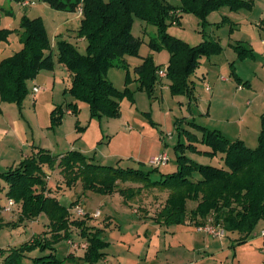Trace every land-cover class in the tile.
<instances>
[{"label":"trees","instance_id":"1","mask_svg":"<svg viewBox=\"0 0 264 264\" xmlns=\"http://www.w3.org/2000/svg\"><path fill=\"white\" fill-rule=\"evenodd\" d=\"M15 1L23 4L29 0ZM30 1L47 2L53 8L65 11L82 8L83 19L77 37L87 41L86 52L82 53L76 44L67 39H59L58 58L70 72L68 91L86 101L91 116L98 118L119 115L123 97L131 93L128 88L116 87L107 73L112 67L128 69L127 56L139 55L142 39L132 31L135 17L156 27V35L151 36L148 43L153 50L166 48L170 51L165 71L171 80L172 93L186 95L191 100L196 99L192 75L202 59L221 53L224 47L205 30L199 43L190 44L169 33L168 27L180 22L183 12H189L196 14L204 26L209 24L219 28L228 18L223 16L220 22L210 23L208 16L212 12L222 7L238 12L250 10L254 5V0H182L181 7L167 0ZM20 30L21 48L0 60V99L18 104L28 94V81L33 80L40 70L52 68L54 64L50 38L42 18L24 16ZM10 33L8 28L0 27V41L7 40ZM233 46L238 58L255 57L254 50L241 41H236ZM161 66L147 56L134 68L136 80L150 94L159 78ZM233 79L238 84H249L236 74ZM260 121L258 145L255 148L249 147L242 139H229L218 129L189 122L199 133L185 129L187 140L179 141L176 145L178 165L172 172H162L159 167L144 170L105 165L95 162L93 157L86 156L80 150L72 149L61 155H53L48 149L39 147L18 167L2 172L0 176L8 189V200L12 199L21 206L22 219L27 217L34 220L45 213L48 229L19 245L1 248V264H66L75 256L73 252L64 258L57 256L56 242L63 238L87 243L81 258L84 261L96 263L105 256L103 250L108 242L101 236L102 229L90 225V220L95 217L89 211L85 215H73L72 205L68 207L62 204L58 196L43 185L46 167L60 168L71 185L80 181L84 185V192L86 189L103 194L120 191L134 198L143 186L147 190L167 191L166 200L160 202L153 216L157 223L172 225L190 221L199 225L213 217L228 232H239V243L246 242L257 224L264 221V112L260 115ZM199 144L207 148H199ZM188 152L209 157L221 155L224 165L200 163ZM155 173H159L157 179L152 178ZM128 181L140 185L135 189L120 183ZM189 201H193L194 206L189 207ZM1 222L0 217V226H3ZM74 231L77 238L73 237ZM35 250L40 252L33 255Z\"/></svg>","mask_w":264,"mask_h":264},{"label":"rangeland","instance_id":"2","mask_svg":"<svg viewBox=\"0 0 264 264\" xmlns=\"http://www.w3.org/2000/svg\"><path fill=\"white\" fill-rule=\"evenodd\" d=\"M167 1L177 7L182 5V0ZM227 11H229L227 7H222L217 12H212L208 16L209 22H219L225 13L229 14ZM234 13L249 18L248 23L253 22L254 27H256L255 22L258 21V28L254 29V36L259 39V31L264 30V21H262L264 20V0H254L252 9ZM24 16L42 18L50 38L54 64L52 68L40 70L33 80L28 81V94L21 104L0 99V131L4 132L6 137L5 139L0 138V173L18 167L39 147L48 149L53 155H61L72 149L80 150L86 156L93 157L97 163L144 170L154 168L155 165L151 160L166 153L168 160L158 167L162 172H172L178 165L176 145L179 141L187 140L185 129L198 132L189 122L195 121L210 129H219L218 126L222 124L221 121L212 117L213 115L217 116L216 114L211 113L210 116L211 92L205 89L202 79L207 67L210 74L219 71V68L211 67L210 58L202 59L201 65L192 75V79L195 81L193 92L196 99L189 100L186 95H174L170 88L171 80L166 75L158 76L151 94L145 86L141 88L140 82L136 80L134 68L142 63L144 57L151 56L155 64H161V69L166 70L170 51L166 48L153 50L150 47L149 39L156 35V27L139 17L134 18L132 25L133 33L142 39L139 55L127 56L130 64L128 69L112 67L107 73L109 80L116 87L119 89L128 88L131 93L123 97L119 115L109 118L92 117L89 104L76 98L68 91L70 72L58 58L57 42L59 39H67L76 44L82 53L86 52L87 41L77 37V30L83 19L81 8L75 11H65L55 9L47 2L42 1L32 2L29 0L20 4L15 0H0V27L8 28L11 31L7 40L0 41V60L21 48L20 22ZM180 19V22L170 24L169 33L190 44H197L203 38L202 31L205 30L208 35L214 32L221 38L227 51L232 53L228 48H232L229 43H235L238 37L233 40L229 38V25L225 26L224 30L221 26L219 29L214 25L204 26L196 14L189 12H183ZM258 54V65L254 63L255 60L238 58L236 71L242 74L244 80H247L254 74V67L256 65L260 67L258 68V78L254 80L255 89L260 90L264 86L261 81L264 79V65H260L261 62L264 63V51H258ZM213 56L216 59L218 55ZM228 70L223 74L230 79L233 75L230 74L229 67ZM234 82L236 81L234 80ZM35 85L42 87L39 93L33 92ZM208 86L210 90L211 86L209 84ZM224 99L228 102H225L223 107H228V111L223 116H230L231 123H233L236 119H240V113L237 108L230 107L232 96L228 95L217 99L215 105L220 100L222 104ZM240 101L242 110L248 107L247 99H240ZM69 109L73 112L68 113ZM238 125L239 123L231 125L232 129L225 134L231 140L240 136L237 131ZM246 139L248 141L246 144L255 148L258 145V132L250 134ZM198 146L207 148L202 144ZM188 155L200 163L224 165L221 155L209 157L191 152H188ZM45 171L43 185L58 195L62 204L68 207L72 205L71 213L73 215L78 216L76 213L78 208L91 212L100 209L103 216L95 218V221L104 220L107 214H120L121 218H126L125 214L122 215L121 210L131 209V206L127 205L125 201H134L133 205H140V207L152 206V208H156L160 202L163 203L166 200L168 195L167 191L147 190L144 186L134 198L120 191L103 194L93 189H86L84 192V185L80 181L71 185L60 168L46 167ZM158 177L159 173H155L152 178L157 179ZM4 183L5 181L0 176V186L3 185L0 189V217L1 223H4L3 226H0V249L19 245L29 240L33 235L48 229L46 225L48 217L45 213L34 220L27 217L22 219L21 206L16 202L11 211L6 210L5 206L8 205L9 200L8 189L4 187ZM120 183L124 187L133 186L135 189L139 186V183L131 181ZM144 201L146 202L144 203ZM193 203V201H189L188 206H193ZM8 221H10L9 224L6 223ZM186 223L190 224L191 222L187 221ZM263 229L264 221L261 220L248 239L260 236ZM74 232L73 237L77 238V232ZM235 233L237 234V232L226 230L224 237L217 238H224L232 243L236 239ZM263 241L259 240L255 244L241 243L243 248L240 249L239 254L253 257L255 260L261 259L264 257ZM55 247L57 256L64 257L69 253V247L72 245L68 239L63 238L56 242ZM39 252V250H35L32 254L37 255ZM1 262L0 257V264Z\"/></svg>","mask_w":264,"mask_h":264},{"label":"crops","instance_id":"3","mask_svg":"<svg viewBox=\"0 0 264 264\" xmlns=\"http://www.w3.org/2000/svg\"><path fill=\"white\" fill-rule=\"evenodd\" d=\"M227 12L229 14L225 13L223 16H227L228 21L224 25H221L223 27L222 30H224L225 26L229 25V38L233 40L235 37H238L237 41H241L252 48L255 57L248 59L255 60L254 63L258 65V51H264V30L259 31L260 36L257 39L254 36V29L256 27L258 28V21L255 20L256 27H254L253 22L250 21L248 23L249 18L246 16L236 15L237 13H234L235 11L229 10ZM217 22L214 21L213 23ZM261 27L263 28V26ZM212 33L221 42V38L216 36L214 32ZM229 45L233 48L228 47L232 53H229L223 45L224 50L221 53L215 54L218 55L216 59L213 55L209 57L211 67L219 68L218 73L210 74L211 72L207 67L202 79L205 89L211 92L210 116L211 113L216 114L217 116L213 115L212 117L222 123L218 126V130L225 135L232 129L231 125L239 123V129L237 131L240 136L236 139H242L246 143V138L254 132H258L259 134L261 128L260 115L264 112V86L260 90L255 89L254 80L258 78V68H260L257 65L253 69L254 74L247 80H244L241 76L242 74L236 71L238 54L233 46L234 43L230 42ZM260 65H264V63L261 62ZM228 67L231 75L236 74L244 81H249V84H238L232 79L233 76L229 79V77L223 74L229 71ZM261 81L264 83V79ZM208 84L211 86L210 90L208 89ZM228 95H231L233 98L230 102V107L237 108L240 113V119H236L233 123H231L232 118L230 116H223L228 111V107H223L224 103L228 101L224 99L221 104L220 100L215 105L217 99ZM240 99H247L246 103L248 107L243 110L240 105ZM68 113H72V110L69 109ZM1 137L6 138L5 133L0 131ZM125 202L131 206V209L121 210L122 215L125 214L126 218H121L120 214H107L102 221L90 220V225H96L102 229L101 236L108 242V245L103 250L105 256L96 263H91L81 259L84 254V249L69 247L70 249L67 255L73 252L75 257L67 261L66 264H264V257L255 260L253 257H246L239 254L240 249L243 248L238 240L241 236L239 232L234 235L236 238L235 241L229 243L224 238L220 239L197 231L196 225L192 223L159 224L153 219L157 207H140V205H133L135 203L134 201ZM97 210L100 209H96L95 211ZM89 212L91 214L94 213ZM102 216L103 212L98 217L101 218ZM260 234V236L257 235L255 238L247 239L244 243L249 242L255 244L259 240L263 241L264 229ZM237 241L238 244H236ZM262 252H264V248Z\"/></svg>","mask_w":264,"mask_h":264},{"label":"built area","instance_id":"4","mask_svg":"<svg viewBox=\"0 0 264 264\" xmlns=\"http://www.w3.org/2000/svg\"><path fill=\"white\" fill-rule=\"evenodd\" d=\"M26 4H29V2H26ZM82 10V8H81ZM159 75L165 76L166 71L165 70H159ZM209 87V86H208ZM42 90L41 86L35 85L33 87L34 93H39ZM168 160V156L166 153L161 154L159 157H154L151 162L155 165V167H158L159 165L165 163ZM15 204V201L10 199L8 201V205L6 206L7 211H11L13 205ZM76 213L78 215H85L86 211L83 208H78L76 210ZM94 217H98L101 215V211L97 210L92 214ZM196 230L199 232L206 233L208 235H211L213 237H224L226 235V229L221 225L220 223H216L213 217H210L205 221L203 224L196 225ZM69 243L72 245L73 248L76 249H86L87 243L81 242L73 239H69Z\"/></svg>","mask_w":264,"mask_h":264}]
</instances>
